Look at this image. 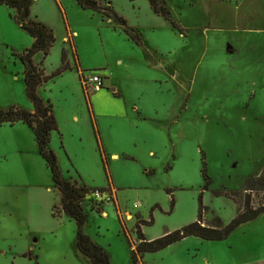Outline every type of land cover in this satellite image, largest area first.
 Wrapping results in <instances>:
<instances>
[{
    "label": "rangeland",
    "instance_id": "374dc122",
    "mask_svg": "<svg viewBox=\"0 0 264 264\" xmlns=\"http://www.w3.org/2000/svg\"><path fill=\"white\" fill-rule=\"evenodd\" d=\"M99 2L127 19L140 45L105 11L84 10L76 0H33L32 11L57 38L47 74L60 67L63 48L75 57L73 70L41 95L58 119L50 147L64 178L92 190L83 204L86 234L111 264H132L141 221L153 219L140 226L155 240L200 215L227 226L249 196L264 204V192H244L247 178L264 173V0H166L183 34L148 0ZM22 32L0 19V110L31 104L18 55L33 39ZM104 67L106 86L87 90L85 78ZM100 189L116 199H97L92 192ZM0 264H91L78 251L76 222L62 211L32 131L10 124L0 125ZM139 264H264V214L224 241L188 237L139 256Z\"/></svg>",
    "mask_w": 264,
    "mask_h": 264
},
{
    "label": "trees",
    "instance_id": "16d2710c",
    "mask_svg": "<svg viewBox=\"0 0 264 264\" xmlns=\"http://www.w3.org/2000/svg\"><path fill=\"white\" fill-rule=\"evenodd\" d=\"M76 1L84 10H91L94 12L105 11L103 13L104 16L111 19L116 25L122 27L129 39L136 45H140L142 41L140 35L134 28L129 27L127 19L120 15L115 8L105 9L98 0ZM148 1L155 14L163 17L181 34L184 33L179 24L173 20L172 12L166 0ZM1 6H7L17 10V16L15 17L16 22L34 40L30 48L18 55L25 67L24 79L26 94L29 101L33 104L34 112L17 107H12L8 110H0V125L10 124L13 126L21 122L26 124L33 131L39 153L50 169L52 179L61 195L62 211L76 222L78 251L86 256L91 261V264H111V257L108 252L96 244L85 232V227L88 222V213L84 209V200L92 190L88 189L86 185L80 184L78 181L64 178L56 153L50 147L52 133L59 130V125L51 101L45 100L39 93V89L45 83L72 69L69 62L68 51L66 48L62 49L61 66L51 75H46L44 69L35 64L34 58L37 54L42 53L44 56L42 62L44 63V60L50 55L57 41L54 30L37 18L32 17L33 0H0V7ZM203 172L205 174L206 169H204ZM244 189V192H264V173L247 178ZM100 191L106 192L108 190L100 189ZM236 202H238V200H236ZM100 211L102 210H97V213L100 214ZM262 214H264V204L259 207L256 206L249 196L246 202L243 203L237 217L227 226H224L219 219H215L213 222L208 223L204 221L202 215H200L195 223L174 232H168L155 240H148L143 234L140 226L153 224V219L150 222L141 221L137 226L140 243L133 251L132 264H139V256L142 254L158 253L188 237L194 236L205 241H224L228 239L237 228L256 220Z\"/></svg>",
    "mask_w": 264,
    "mask_h": 264
},
{
    "label": "crops",
    "instance_id": "0c3cea01",
    "mask_svg": "<svg viewBox=\"0 0 264 264\" xmlns=\"http://www.w3.org/2000/svg\"><path fill=\"white\" fill-rule=\"evenodd\" d=\"M99 1V0H98ZM33 7V6H32ZM3 8H8V9H10V10H13V11H16V15L15 16H13L12 15V13L10 12L8 15H6L7 14V12H1V16H0V19L1 20H3L4 22H5V20H6V27H8L10 30H12L14 33H18L19 35H21V37L23 36L24 37V34H23V28L17 23V22H15L16 20H15V17L17 16V10H15V9H11V8H9V7H7V6H1L0 7V11H6V10H1V9H3ZM117 11V10H116ZM65 12V11H64ZM118 12V11H117ZM119 13V12H118ZM120 14V13H119ZM4 15H6L5 16V19H3L4 17ZM121 15V14H120ZM32 17L33 18H37L38 20H39V17L35 14V12H33L32 11ZM15 20V21H14ZM40 21V20H39ZM44 23V22H43ZM103 23L105 24V20H103ZM45 24L46 25H48L49 27H53L52 25H50V24H48L47 22H45ZM54 28V27H53ZM52 28V29H53ZM54 30V29H53ZM114 31H119V27L118 26H114ZM71 33H72V31H71V29L69 28V30H68V35H67V37L69 36V35H71ZM72 36V35H71ZM67 37L65 38L66 40H67ZM128 37V36H127ZM129 38V37H128ZM33 39V38H32ZM73 41H74V39H73ZM33 42H34V40H33ZM133 42V41H132ZM134 43V42H133ZM139 46V45H138ZM64 47V46H63ZM74 47H75V50H76V52L78 53V51H77V48H76V45H75V41H74ZM67 50V49H66ZM62 51V50H61ZM68 51V55H69V62H70V64H73L74 63V59L73 58H75V57H73V54L72 53H70L69 52V50H67ZM74 52V51H73ZM78 55H79V53H78ZM43 58H44V56H43V54L42 53H39V54H37L36 56H35V58H34V61H35V63L38 65V66H40V64L42 63V61H43ZM77 60H78V58H77ZM23 65V64H22ZM60 66H61V62H60ZM23 70L25 71V67H24V65H23ZM59 68V67H58ZM57 68V69H58ZM43 69H44V71H45V74L46 75H51L52 73H54L57 69H55L51 74H47V72L46 71H48L47 70V68H46V66H45V60H44V66H43ZM103 69H105L103 72L105 73L106 71H108V68L107 67H104ZM71 70H73V69H71ZM80 70H82V72L84 71L85 72V70H84V67H83V65H82V62H81V66H80ZM100 70V69H99ZM70 71V70H69ZM69 71H67V72H69ZM102 71V70H101ZM67 72H65V73H63L60 77H63V75L65 74H67ZM24 73V72H23ZM97 74H100V75H102L103 76V78H105V80L107 81V80H110L109 79V77L106 75V73L104 74V73H101V72H96ZM64 75V76H65ZM25 77V76H24ZM60 77H57V78H60ZM56 79V78H55ZM78 79H79V83H80V85H81V97L84 99L83 101L85 102V96H84V93H85V90H84V87H83V83H82V79H83V77L80 79L79 78V76H78ZM54 80V79H53ZM53 80H51V81H53ZM24 81H25V79H24ZM51 81H48L47 83H45L40 89H39V93H40V95H41V91H45V89H46V87H47V85L48 84H50L51 83ZM26 86V85H25ZM105 86H106V82H105ZM26 88V87H25ZM45 100H50V99H48L47 97V95H41ZM47 98V99H46ZM89 99V98H88ZM51 101V100H50ZM83 101L81 102L82 103V105L84 106V103H83ZM89 101V100H88ZM54 106V105H53ZM20 108V107H19ZM22 109H25V110H28V111H30V112H34V108H33V104L31 103L30 105H27V106H24ZM54 111V114H55V110H53ZM92 116H94L93 115V112H92ZM55 117H56V119H57V116H56V114H55ZM92 120V123H93V129H94V132H95V134L97 135V140H98V143H99V145H100V143L102 144V146L100 145V148H101V150H102V156H104L105 158H107V154H106V151H105V149H104V144H103V141H102V136H101V130H100V126L98 125V123H97V121H96V119H94V118H92L91 119ZM57 122H58V119H57ZM4 125V124H3ZM6 125V124H5ZM9 125V124H8ZM59 125V124H58ZM13 126H23V127H28L26 124H24V123H21V122H19V123H16L15 125H13ZM29 128V127H28ZM30 129V128H29ZM31 130V129H30ZM32 131V130H31ZM32 133H33V131H32ZM53 134V133H52ZM33 135H34V133H33ZM55 136V135H54ZM34 139H35V135H34ZM53 140V137L51 136V141ZM35 143H36V141H35ZM36 145H37V143H36ZM41 156V155H40ZM42 157V156H41ZM45 161V160H44ZM113 196H114V198L116 199V197H115V194H114V192H113ZM64 213V212H63ZM65 214V213H64ZM66 215V214H65ZM67 216V215H66ZM144 256V254L143 255H141L140 257L142 258Z\"/></svg>",
    "mask_w": 264,
    "mask_h": 264
},
{
    "label": "built area",
    "instance_id": "2783aa9c",
    "mask_svg": "<svg viewBox=\"0 0 264 264\" xmlns=\"http://www.w3.org/2000/svg\"><path fill=\"white\" fill-rule=\"evenodd\" d=\"M84 85L87 88V90H89V91H97V90H100L101 88L105 87V78H103V76L100 74L93 73V74H91V76L85 78ZM92 193H94L95 197L99 200H104V199L108 198V202L109 201L112 202L111 198H112L113 194L110 191L104 192V191H100V190H95Z\"/></svg>",
    "mask_w": 264,
    "mask_h": 264
}]
</instances>
